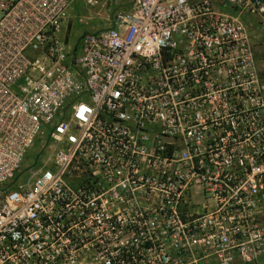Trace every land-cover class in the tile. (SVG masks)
<instances>
[{"label": "built area", "instance_id": "2783aa9c", "mask_svg": "<svg viewBox=\"0 0 264 264\" xmlns=\"http://www.w3.org/2000/svg\"><path fill=\"white\" fill-rule=\"evenodd\" d=\"M0 264H264V0H0Z\"/></svg>", "mask_w": 264, "mask_h": 264}, {"label": "rangeland", "instance_id": "374dc122", "mask_svg": "<svg viewBox=\"0 0 264 264\" xmlns=\"http://www.w3.org/2000/svg\"><path fill=\"white\" fill-rule=\"evenodd\" d=\"M82 11V9H81ZM80 12V10H79ZM84 12V24H82L83 27L81 29H88V30H94L97 28H104L106 26L105 22H97L95 20H91L90 17H92V14L89 12H86V10L83 9ZM79 16V15H78ZM88 23V24H87Z\"/></svg>", "mask_w": 264, "mask_h": 264}]
</instances>
